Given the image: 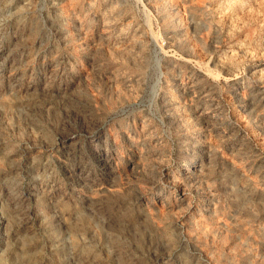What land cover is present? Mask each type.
Masks as SVG:
<instances>
[{"label": "rangeland", "instance_id": "374dc122", "mask_svg": "<svg viewBox=\"0 0 264 264\" xmlns=\"http://www.w3.org/2000/svg\"><path fill=\"white\" fill-rule=\"evenodd\" d=\"M0 264H264V0H0Z\"/></svg>", "mask_w": 264, "mask_h": 264}]
</instances>
